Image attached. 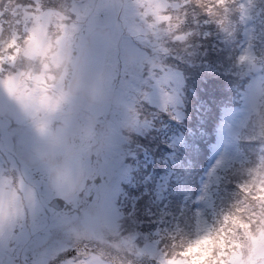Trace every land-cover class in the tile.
Returning <instances> with one entry per match:
<instances>
[{
    "label": "rangeland",
    "instance_id": "1",
    "mask_svg": "<svg viewBox=\"0 0 264 264\" xmlns=\"http://www.w3.org/2000/svg\"><path fill=\"white\" fill-rule=\"evenodd\" d=\"M59 1L65 15L56 12L52 20L45 14L38 23L42 26L27 33L24 48L35 71L17 64L16 73L0 74V264L17 259L27 264H144L147 255L160 257L167 193L180 191L181 167L133 187L132 212L117 201L124 193L121 187L133 184L142 166L154 169L148 177L162 171L157 167L163 146L169 164L178 152V158L184 155L177 152L174 137L163 141V107L176 98L183 82L180 72L163 73V63L169 62L163 27L176 26L168 19L160 26L170 2ZM242 5L240 61L246 60L250 82L242 105L223 112L217 140L209 146L195 204L198 224L187 219L189 226L180 234L184 250L185 237H222V257L238 256L232 264H264V257L243 247L245 239H239L233 219L216 217L220 213L212 210L214 198L221 196L216 190L222 172L230 173L232 164L248 158L251 139L242 130L264 101V73L257 44L255 49L252 44L254 4L243 0ZM71 7L73 19L66 16ZM201 173H187L193 180L187 187L191 198ZM222 180L241 184L234 175ZM55 198L69 203V211L48 207ZM142 198L148 212L136 205ZM221 250L218 246L212 259ZM160 260L166 262L164 256Z\"/></svg>",
    "mask_w": 264,
    "mask_h": 264
},
{
    "label": "trees",
    "instance_id": "2",
    "mask_svg": "<svg viewBox=\"0 0 264 264\" xmlns=\"http://www.w3.org/2000/svg\"><path fill=\"white\" fill-rule=\"evenodd\" d=\"M168 1L170 7L164 9L166 13L162 14L160 26L163 27L166 19L176 22V26L167 24L166 29L163 27V32L167 34L163 39L169 60L163 63L166 67L163 73L180 72L183 82L176 98L163 107V141H173L171 137H174L177 152L181 150L184 155L178 158V152L172 164H169L163 146V156L159 157L161 163L157 167H162V171L148 177L149 171L153 172L154 169L142 166L133 176V184L125 182V188L121 187L124 193L117 201L119 206L123 203L132 212L133 187L146 180L155 181L161 173L166 174L181 167V180L177 182L180 191L174 192L172 188L167 193L170 198L163 248L159 254L161 258H166V262L162 263L154 252L146 256L144 264H175L179 258L177 249L183 242L181 230L185 231L189 226L187 219H196L193 200L190 192H187L193 180L187 178V173L195 169L202 172L210 154L209 146L214 140L219 114H223L224 109L242 105L244 90L250 82L247 78L249 72L245 69L246 60L240 61V45L245 30L243 0ZM252 3L256 9H253V26L258 33L256 35L254 32L252 44L254 49L257 44L256 59L261 61L264 73V0H252ZM64 8H61L59 0H0V74L16 73L17 64L22 65L24 70L35 71L28 63L30 57L24 48L27 33H33V29L42 26L38 23L45 14L53 16L52 20L56 12L65 15L62 12ZM72 9H68L66 16L73 19ZM174 13L179 15L174 16ZM242 132L251 139V142H247L248 158L242 163L232 164L230 173L228 169L223 172L216 192H221L224 198L215 197L212 210L220 213L216 217L233 219L231 223L240 227L239 239H245L243 247L246 244L249 253L261 259L264 257L260 254L264 243V101ZM227 174L234 175L241 184L222 180ZM200 176L196 175V189ZM173 184L175 182H170V185ZM140 203L141 206L136 205L146 210L144 198ZM161 210L163 216V207ZM148 217L151 219L149 213ZM244 234L245 237H242ZM237 258L225 259L221 256L215 260V264H221V261L232 264Z\"/></svg>",
    "mask_w": 264,
    "mask_h": 264
},
{
    "label": "clouds",
    "instance_id": "3",
    "mask_svg": "<svg viewBox=\"0 0 264 264\" xmlns=\"http://www.w3.org/2000/svg\"><path fill=\"white\" fill-rule=\"evenodd\" d=\"M81 8H88L89 5L81 4ZM223 238L214 241L209 235L208 238H201L199 240L192 236L185 237L184 244L188 247L183 249V244L177 249L179 252V258L176 259L175 264H215V260L212 259L213 252L219 246L222 250L217 254V259L224 256L223 251ZM223 264V261H221Z\"/></svg>",
    "mask_w": 264,
    "mask_h": 264
},
{
    "label": "water",
    "instance_id": "4",
    "mask_svg": "<svg viewBox=\"0 0 264 264\" xmlns=\"http://www.w3.org/2000/svg\"><path fill=\"white\" fill-rule=\"evenodd\" d=\"M62 203H63V200L55 199L51 204L52 206L59 208L62 205Z\"/></svg>",
    "mask_w": 264,
    "mask_h": 264
},
{
    "label": "flooded vegetation",
    "instance_id": "5",
    "mask_svg": "<svg viewBox=\"0 0 264 264\" xmlns=\"http://www.w3.org/2000/svg\"><path fill=\"white\" fill-rule=\"evenodd\" d=\"M13 264H27L25 261H20V259H17L16 262Z\"/></svg>",
    "mask_w": 264,
    "mask_h": 264
}]
</instances>
